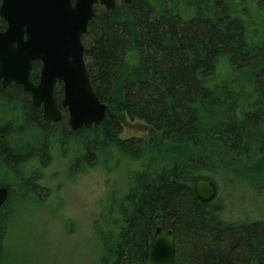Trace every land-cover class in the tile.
Instances as JSON below:
<instances>
[{
    "label": "trees",
    "instance_id": "16d2710c",
    "mask_svg": "<svg viewBox=\"0 0 264 264\" xmlns=\"http://www.w3.org/2000/svg\"><path fill=\"white\" fill-rule=\"evenodd\" d=\"M6 27L0 18V31ZM82 41L92 88L107 106L99 125L71 129L62 83L55 123L22 86L5 88L0 80V172L17 186L14 192L0 180L9 190L0 232H10L18 201L50 193L40 171L25 173L27 165H49L55 138H79L87 156L73 171L87 161L90 170L109 150L141 166L126 196L110 201L101 264H146L159 227L174 232V264H264V220L225 219L219 193L203 203L193 189L203 178L255 189L264 175V0H116L112 10L98 4ZM41 70L40 61L32 64L33 83ZM127 116L159 138L121 140Z\"/></svg>",
    "mask_w": 264,
    "mask_h": 264
},
{
    "label": "rangeland",
    "instance_id": "374dc122",
    "mask_svg": "<svg viewBox=\"0 0 264 264\" xmlns=\"http://www.w3.org/2000/svg\"><path fill=\"white\" fill-rule=\"evenodd\" d=\"M122 122L121 140L137 138L148 142L159 138L141 120L127 116ZM84 146L79 138L62 141L57 137L52 143L49 165L39 169L29 164L24 169L26 174L40 171L42 184L50 193L40 198L35 195L38 199L34 201L17 202L1 264H101V237L104 231H110L106 213L110 201L115 197L119 202L126 196L133 185L134 170L141 166L127 154L109 150L108 154L100 153L90 170L87 161L73 171L75 162L87 156ZM86 165L89 171L81 173ZM0 180L16 191L12 178L0 172ZM256 181L252 189L241 181L231 184L227 178L218 180L219 197L226 203L225 219L264 220V175Z\"/></svg>",
    "mask_w": 264,
    "mask_h": 264
},
{
    "label": "water",
    "instance_id": "95a60500",
    "mask_svg": "<svg viewBox=\"0 0 264 264\" xmlns=\"http://www.w3.org/2000/svg\"><path fill=\"white\" fill-rule=\"evenodd\" d=\"M0 18L7 25L0 31V80L6 88L12 83L32 96L33 104L43 108V118L58 122L62 112L55 100V87L62 83V105L68 111L73 131L99 125L107 106L95 94L84 57L83 36L95 16L98 4L112 10L116 0H0ZM132 0H125L130 3ZM42 63L37 84L30 79L32 64ZM203 203L215 200L218 188L207 178L193 184ZM9 196L0 187V207ZM175 235L159 227L145 253L146 264H174Z\"/></svg>",
    "mask_w": 264,
    "mask_h": 264
},
{
    "label": "flooded vegetation",
    "instance_id": "af4514ba",
    "mask_svg": "<svg viewBox=\"0 0 264 264\" xmlns=\"http://www.w3.org/2000/svg\"><path fill=\"white\" fill-rule=\"evenodd\" d=\"M31 99H32V96H31ZM56 100V98H55ZM32 102H33V99H32ZM56 103H57V106H58V109L60 110V105L59 103L57 102L56 100ZM63 106V105H62ZM61 111V110H60ZM61 121V120H60ZM60 121L58 122H55V123H59ZM50 122H54V121H50ZM70 126V125H69ZM1 187V186H0ZM2 207V206H1ZM7 229V228H5ZM5 236H6V233L5 232H0V257L2 258L3 256V253L5 251Z\"/></svg>",
    "mask_w": 264,
    "mask_h": 264
}]
</instances>
